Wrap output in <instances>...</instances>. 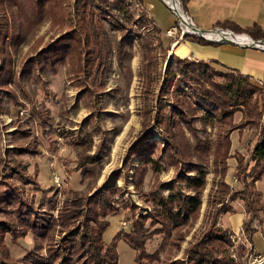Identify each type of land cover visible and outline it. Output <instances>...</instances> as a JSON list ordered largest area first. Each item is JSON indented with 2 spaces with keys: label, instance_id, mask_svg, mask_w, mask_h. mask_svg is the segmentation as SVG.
Wrapping results in <instances>:
<instances>
[{
  "label": "rangeland",
  "instance_id": "obj_1",
  "mask_svg": "<svg viewBox=\"0 0 264 264\" xmlns=\"http://www.w3.org/2000/svg\"><path fill=\"white\" fill-rule=\"evenodd\" d=\"M112 1L118 5L109 9L127 22L128 29L120 33L107 23L110 40L115 51V43L123 37L128 55L120 67L115 54L111 55L109 68L95 80L99 85L91 88V96L82 94L75 79L69 77L67 64H59L55 74L48 68L22 72V62L62 33L66 26L51 27L49 20L44 19L27 29L23 42L13 52L10 82L0 91V191L18 190L24 198L34 202L35 208L56 218L65 200L86 198L98 189L116 186L111 205L117 212L107 215L109 225L103 239L106 243L116 242L118 264H139L135 250L118 236L120 232L130 230L132 218L153 213L154 197H167L168 188L182 194L192 191L186 181H176L183 163L176 168L161 149L145 151L157 162V169L147 163L143 183L135 187L134 170L142 157L132 156L129 147L141 136L150 140L161 137L154 117L160 106L171 105L176 80H180L182 93L194 95L184 82V78L191 79L193 68H186V63L176 57L168 63L170 56L158 45L160 37L155 25L137 0ZM174 16L176 23L177 16ZM148 43L153 48L155 66L151 84H146L140 76L143 49ZM176 51L180 57L185 53L182 47ZM213 79L223 81L215 76ZM258 87L252 99L258 104V115L246 127L234 130L240 133L239 142L235 149H230L226 169L223 164H215L210 155L189 173L196 176L197 170H204L206 178L202 204L194 216L170 229L168 234L153 233L160 225L152 226L150 219L145 222L146 233L150 234L146 250L152 255L158 254V260H143V264H161L168 260L185 263L190 248L213 231L229 237L226 256L234 264H253L251 256L257 252L264 256V175L253 188V193L259 191V196L250 194L248 184L237 181L235 175V152L244 163L251 158L257 138L264 136V84ZM146 112L151 126L144 130ZM235 113L233 122L238 123L241 118ZM192 128L212 144L227 130L218 117L199 107ZM185 132L194 143L186 127ZM248 164L246 182L252 180L249 171L254 161L249 160ZM223 181L227 187L221 185ZM228 207L234 211L223 212V208ZM0 217L4 218L3 213ZM57 233L55 227V239ZM31 234L28 231L25 237L18 238L17 244L12 242L10 234L6 235L12 256L22 257L33 247Z\"/></svg>",
  "mask_w": 264,
  "mask_h": 264
},
{
  "label": "trees",
  "instance_id": "obj_2",
  "mask_svg": "<svg viewBox=\"0 0 264 264\" xmlns=\"http://www.w3.org/2000/svg\"><path fill=\"white\" fill-rule=\"evenodd\" d=\"M113 5L118 4L112 0H0V91L8 87L13 70V52L23 42L27 29L47 19L51 27L66 26V29L27 57L22 62V72L48 68L55 74L59 64H67V74L75 79L81 93L91 96V88L99 85L95 80L109 68L111 55L115 54L119 67L123 66L128 55L123 37L115 43V51L110 40L107 23L120 33L128 29L127 22L109 9ZM220 26L235 29L229 22ZM238 32L246 33L254 39L264 38V32L256 25ZM156 33L159 35L161 31L156 28ZM185 37L208 42L202 37ZM157 39L158 45L166 50L164 40ZM143 50L140 76L146 80V84H151V73L155 69L152 63L153 48L148 43ZM174 57L186 63V68H193L191 79L184 78V82L191 87L194 95L191 96L190 92L182 93L180 80H176L171 105L160 106L153 120L161 137L150 140L141 136L129 147L132 156L142 157L134 170L133 184L137 187L143 183L147 163L157 169V162L146 155L145 151L161 149L176 168L183 163L176 181H186L192 193L182 194L168 188L170 193L167 197H154L153 213L139 214L137 218H132L130 230L120 232L118 236H122L135 250L139 264H143V260H158V254L152 255L146 250L145 244L150 234L146 233L145 222L150 219L152 226L160 225L153 233L168 234L170 229L194 216L202 204L201 195L206 178L204 170H197L196 176L189 173L210 155L215 164H223L226 169L225 161L230 157L231 149L230 133L246 127L258 115V104L252 99L253 91H258L259 87L248 76L217 70L203 60L195 59L188 63L186 58L177 57L175 53L170 56L168 63ZM214 76L223 81H215ZM198 107L214 114L227 126V130L218 135L214 144L199 137L192 128ZM236 111L242 113L238 123H234L232 118ZM144 118L145 130L151 126V121L147 112ZM185 127L192 133L194 143H191ZM235 154L237 181L244 185L247 183L252 192L250 194L259 196V191L253 193V188L264 175V136L257 138L251 149V158H247L244 163L242 158H238L239 154ZM249 160L254 161L249 171L252 180L246 182ZM18 171L15 170V173ZM221 185L228 186L224 181ZM115 187L112 185L98 189L86 198L65 200L56 218H52L49 212L35 208L34 202L24 198L18 190L8 188L0 191V213L4 215V218L0 217V264H118L116 242L106 243L103 239V232L109 225L107 215L117 212V208L111 205ZM223 209L225 213L234 211L231 207ZM55 227L58 228L56 239ZM28 231L33 236V247L22 257L12 256L5 241L6 235L10 234L12 242L17 244V239L25 237ZM229 241L227 235H219L216 231L207 233L190 248L185 263L168 260L161 264H234L226 256Z\"/></svg>",
  "mask_w": 264,
  "mask_h": 264
},
{
  "label": "crops",
  "instance_id": "obj_3",
  "mask_svg": "<svg viewBox=\"0 0 264 264\" xmlns=\"http://www.w3.org/2000/svg\"><path fill=\"white\" fill-rule=\"evenodd\" d=\"M183 8L191 16L194 23L203 30L220 26L224 22L233 25L236 32L255 25L264 32V0H181ZM147 12L156 28L161 33L169 56L177 54L180 47L185 53L180 58H194L211 64L217 70L239 72L250 78V81L260 86L264 84V50L235 45L230 43H213L198 41L192 37H171L167 30L173 26L175 16L160 0H137ZM194 37V36H193ZM241 118V112L235 113ZM240 133H230L232 150L237 147ZM232 153V152H231Z\"/></svg>",
  "mask_w": 264,
  "mask_h": 264
},
{
  "label": "built area",
  "instance_id": "obj_4",
  "mask_svg": "<svg viewBox=\"0 0 264 264\" xmlns=\"http://www.w3.org/2000/svg\"><path fill=\"white\" fill-rule=\"evenodd\" d=\"M164 4L177 16L176 23L166 32L171 37L180 38L185 35L194 36L213 42H221L228 39L241 46L255 47L264 50V38L254 39L246 33L236 32L232 29L216 26L214 28L200 29L193 21L191 16L183 8L181 0H162ZM210 33V34H209ZM209 34V35H208ZM195 60L194 58H188ZM251 263L264 264V256L261 253H254L251 256Z\"/></svg>",
  "mask_w": 264,
  "mask_h": 264
},
{
  "label": "water",
  "instance_id": "obj_5",
  "mask_svg": "<svg viewBox=\"0 0 264 264\" xmlns=\"http://www.w3.org/2000/svg\"><path fill=\"white\" fill-rule=\"evenodd\" d=\"M209 42H213V41H209ZM213 43H220V44H223V43H230V44L238 45V44H236L235 42H233V41H231V40H228V39L222 40L221 42H213Z\"/></svg>",
  "mask_w": 264,
  "mask_h": 264
},
{
  "label": "bare ground",
  "instance_id": "obj_6",
  "mask_svg": "<svg viewBox=\"0 0 264 264\" xmlns=\"http://www.w3.org/2000/svg\"><path fill=\"white\" fill-rule=\"evenodd\" d=\"M209 34H210V33H209ZM209 34H208V35H209Z\"/></svg>",
  "mask_w": 264,
  "mask_h": 264
}]
</instances>
